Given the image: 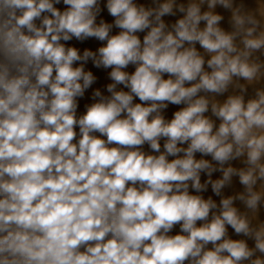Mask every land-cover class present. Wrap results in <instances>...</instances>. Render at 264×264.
Returning a JSON list of instances; mask_svg holds the SVG:
<instances>
[{"label":"clouds","instance_id":"obj_1","mask_svg":"<svg viewBox=\"0 0 264 264\" xmlns=\"http://www.w3.org/2000/svg\"><path fill=\"white\" fill-rule=\"evenodd\" d=\"M0 264H264V0H0Z\"/></svg>","mask_w":264,"mask_h":264},{"label":"bare ground","instance_id":"obj_2","mask_svg":"<svg viewBox=\"0 0 264 264\" xmlns=\"http://www.w3.org/2000/svg\"><path fill=\"white\" fill-rule=\"evenodd\" d=\"M141 2H148V0H141ZM72 43L76 44L78 47H88V48H91L93 50L96 49L98 47V44H99V42L95 41L94 39L89 40V41L85 42L84 44H80L79 42H76V41H73ZM88 67L91 70H93L95 75H97L99 77V85H97V86L103 85L107 82V77H106L105 72H103L102 70H97V69L93 68L91 64H89ZM87 102H88L87 98L81 102V109H83V105ZM171 111H172V109L170 108L169 114H171Z\"/></svg>","mask_w":264,"mask_h":264}]
</instances>
